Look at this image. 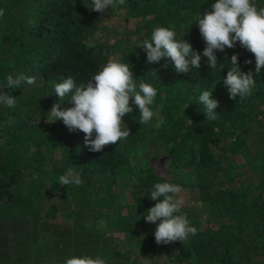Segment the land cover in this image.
<instances>
[{
  "label": "trees",
  "instance_id": "obj_1",
  "mask_svg": "<svg viewBox=\"0 0 264 264\" xmlns=\"http://www.w3.org/2000/svg\"><path fill=\"white\" fill-rule=\"evenodd\" d=\"M214 2L125 0L97 13L91 0H0V90L17 100L14 108L0 104V264L6 263L8 246L31 241L35 246L19 257L64 264L72 255L93 256L100 248L113 264L119 255L113 229L163 255L166 264H264V133L250 125L264 117V67L254 75L252 94L233 100L223 85L230 66L225 57L230 61L238 53L241 71L255 73L254 55L238 42L216 53L225 69L208 68L202 57L200 67L188 75L177 74L169 58L147 63L146 53L137 48L155 27L164 26L202 53L205 42L193 17L210 11ZM255 3L264 6V0ZM118 13L123 25L131 21L133 27L121 31L114 26L112 17ZM112 55L131 66L134 78L157 89L150 107L160 124L153 128L154 117L141 123L130 100L134 110L122 118L130 136L93 153L84 147L82 132L70 133L62 121L51 123L47 112L58 101L55 83L68 77L86 82ZM17 73L35 76V83L6 88V76ZM204 90L219 102L215 121L205 118L198 103ZM70 99L69 93L61 107H73ZM229 128L239 132L227 143ZM144 140L168 157L164 178L192 190L204 205L203 219L197 218L196 208L182 206L198 229L187 242L158 245L156 225L144 220L158 202L150 190L161 182L147 165L129 167V147ZM238 146L241 163L234 159ZM71 165L81 172L82 185L60 186L59 176ZM87 211V220L80 221Z\"/></svg>",
  "mask_w": 264,
  "mask_h": 264
},
{
  "label": "clouds",
  "instance_id": "obj_2",
  "mask_svg": "<svg viewBox=\"0 0 264 264\" xmlns=\"http://www.w3.org/2000/svg\"><path fill=\"white\" fill-rule=\"evenodd\" d=\"M91 3L92 11L103 13L109 8L124 5L125 0H91ZM210 8V11L205 9L193 17V23L205 42L202 53L194 51L183 39L177 40L175 30L164 26L155 27L150 37L143 39L137 48L142 47L147 63L169 58L177 74L188 75L193 68L200 67L202 57L206 58L208 68L218 72L225 69V65L218 62L216 53H223L226 48L233 49L238 42L254 55L255 73L241 71L239 54H233L230 61L225 57L230 66L223 77V85L230 99L239 97L243 101L256 86L254 75L264 67V6H258L255 0H215ZM3 16L4 9H0V17ZM93 46L89 44V47ZM250 63V60L244 61V64ZM151 73L156 76L154 71ZM35 80V76L23 73L10 74L6 76L5 87L19 88L24 83L33 85ZM53 89L58 101L47 112L48 120L51 123L62 121L70 133L76 130L82 132L84 147L93 153L102 152L106 145L117 144L130 136V129L122 119L134 110L130 100L139 110L141 123L148 124L155 115L150 106L157 96V89L143 78H134L131 66L116 55L109 56L86 82L77 84L72 77L63 78L62 82L53 85ZM69 93L70 103L74 106L62 108L61 101ZM211 97L212 91L204 90L198 96V103L204 107L205 118L215 121L219 116L215 111L219 102ZM16 103L14 96L0 90V104L14 108ZM188 121L192 124L191 120ZM160 159L164 161L165 172L153 169L161 176V182L155 183L150 190V198L158 202L147 209L144 220L156 225L154 237L158 245L187 242L197 234L198 229L182 212L184 202L179 198V193L183 191L181 186L164 178V175L167 176L168 157L163 154ZM76 169L72 165L67 167L58 178L59 185H82V174ZM200 206L203 207L202 202ZM64 264H108V260L100 254L72 255L64 260Z\"/></svg>",
  "mask_w": 264,
  "mask_h": 264
},
{
  "label": "rangeland",
  "instance_id": "obj_3",
  "mask_svg": "<svg viewBox=\"0 0 264 264\" xmlns=\"http://www.w3.org/2000/svg\"><path fill=\"white\" fill-rule=\"evenodd\" d=\"M112 20V24H115L114 26L121 29V31L124 30L125 27L132 28L133 23L131 21L127 22L125 25H123V21L121 20V15L115 14ZM123 25V26H122ZM260 118V117H259ZM126 121V120H125ZM128 123V120L126 121ZM160 124L158 114L156 113L154 116V120L152 121L153 128L158 127ZM251 130H259L261 133H264V117L259 119V122L251 123ZM127 127L130 129V125L127 124ZM239 132V128H229L226 135L228 137L224 138V141L231 142L232 138ZM223 142V140H222ZM227 142V143H228ZM144 140V143L136 144L135 146L129 147L130 149V156H129V167H133L132 169H138L140 166H149L152 169L156 170L159 173H164V161L160 158L163 156L162 150L158 151L156 147ZM234 143H232V146ZM239 146L238 149H236V154L234 155V159L237 163H241L244 159L241 158V154H239ZM225 153V155H228ZM264 161V159L262 160ZM135 170V171H136ZM244 171H247L248 174H250L249 169H243ZM156 172V173H157ZM187 182L188 181H184ZM179 198L183 200V209H195L196 208V215L198 219H203V207L200 206L201 201L197 197L196 193H194L192 190L188 191L185 188L181 193H179ZM122 203V202H121ZM90 212L83 213V218L81 220V216L79 217L80 221H85L89 217ZM123 232H118L113 229L111 232V236L113 237V243H114V249L119 253L116 260H113V264H166V257L163 255H157L155 251H152L151 249L143 246V242H135V241H129L126 237V235ZM139 237H136V240H141ZM157 249V248H156ZM150 252H153V256L149 257L147 254ZM100 254L103 257L105 256L102 254L100 248H96L94 251V255ZM111 263V261L108 260V264Z\"/></svg>",
  "mask_w": 264,
  "mask_h": 264
},
{
  "label": "crops",
  "instance_id": "obj_4",
  "mask_svg": "<svg viewBox=\"0 0 264 264\" xmlns=\"http://www.w3.org/2000/svg\"><path fill=\"white\" fill-rule=\"evenodd\" d=\"M29 244V245H28ZM35 246V243H33L32 241L30 243H24L20 248L19 247H7V251H6V255L8 256L7 258L3 259V261H6L5 264H34L35 261H38L39 264L43 263L44 261H39V260H35L33 258H29L26 256H22L19 257V255L21 256V254H19L20 252H23L25 250H29L31 248H33ZM1 257V255H0Z\"/></svg>",
  "mask_w": 264,
  "mask_h": 264
}]
</instances>
